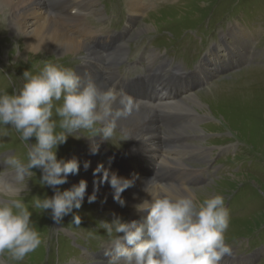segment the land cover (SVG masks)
Listing matches in <instances>:
<instances>
[{
  "label": "rangeland",
  "instance_id": "1",
  "mask_svg": "<svg viewBox=\"0 0 264 264\" xmlns=\"http://www.w3.org/2000/svg\"><path fill=\"white\" fill-rule=\"evenodd\" d=\"M61 1L54 0V4L57 6V12L64 15L69 10L67 4ZM100 1L103 4L106 2L105 8L108 11V18L105 21H101L91 28L87 27L86 24L87 16H91L90 13L87 14L86 19H78L87 27V35L79 37V40L83 42L82 47L73 52L67 51L68 53H58L57 55L49 52L43 55L41 54L45 53L43 50H27L26 47L27 38L25 35L28 30L34 28L32 23L36 21L33 16L21 18L24 19V23L19 21L22 14L28 11V8L23 6V8L17 9L11 3L9 4L10 8L4 0H0V91L12 94L22 87V77L25 71L31 70L35 74L46 62L73 68V66L80 63L78 57L79 54H83L82 49L84 45L87 46L89 35L90 40L99 43L98 39H94L95 37L112 36L117 31H125L131 40H134L133 37H136L138 31L143 32L136 42L133 41L136 47L142 49L147 45L146 34L153 31L158 35H163V32L169 27L173 37L169 39L171 41H168L167 57L172 59L173 64H179L188 71L197 67L204 58V52L206 53V50L213 43H220L216 39L225 35V33L221 35V32H223V29L228 28L229 23L241 24L245 30L253 33V36L249 35L247 43L246 40L238 43L242 45L245 52L239 56L237 51L234 50V53L228 54L226 52L224 57L228 59L227 63H230L231 67L236 65L238 60L249 61L248 65L235 73V70L223 71L222 76L213 79L210 85L197 91L195 93L197 105H194L193 101L189 99L181 102L182 105H176L177 111L184 107V116L182 118L173 117L172 127L171 123L167 119L161 118L160 115L152 117L157 129H165L169 123L173 132H175L174 130L179 131L181 127L193 126V129L188 130L193 135L191 138H179L171 132L173 133H170L171 136L175 137L172 147L167 153L160 152L154 156L158 157L159 160L166 157L165 165L170 167L171 170L182 168L181 165H176L175 162L182 158L184 154L197 153L199 158L205 157L207 161L201 160L206 162L205 164L208 166H214L215 173L211 174L209 179L199 182L201 188L196 190L198 202L212 195L224 196L230 215L229 227L225 233L227 244L237 253L254 255V261L251 264H264V0H139L140 3L132 6L125 4L123 12L116 9L121 0ZM200 2L203 3L202 6ZM98 7L95 8L98 9ZM135 7H139V9L137 11L133 10ZM19 12L21 14L18 15ZM151 13L152 15H149ZM89 20H92V18L90 17ZM58 22H60V19L57 20V25ZM153 26H156L155 30H147L148 28L153 29ZM23 27H26L27 32L23 30ZM191 27L200 28V33L193 32V36L187 35L189 37L185 41H183L185 36H182L178 41H172L181 32ZM64 30L72 34L69 28L64 27ZM233 35L235 40L240 37L235 36L237 35L235 33ZM227 41H229V38H227ZM251 44L256 49L254 52ZM222 49L224 48L222 47ZM213 57V55L209 56V59L204 62L200 69L199 79H212L211 77L204 79V77L214 67L212 64ZM112 70L110 66L104 68V71L108 73ZM120 70L125 71L130 77H135V72H132L128 67L122 66ZM201 73L204 77L201 76ZM194 80L197 79L195 77L189 79V81ZM189 81L184 84V88H188ZM175 91L178 92V89ZM186 104L192 105L193 111L200 113L203 117H199L197 121V115L194 112V115H192V109L188 111L185 108ZM137 122L138 120L134 123L137 124ZM6 127L9 129L7 135L0 134V154L5 150H10L12 155L16 154L19 158L26 160L27 147L25 143L20 140L19 135L14 130H11V126ZM78 139L81 138H77L73 133L69 134L66 142L59 145L57 158L70 160L71 154H79L77 147H75ZM29 143H35V138H30ZM199 143L209 147L210 155L206 156L205 151H196L193 147V149L191 148V145L195 146ZM224 145L228 146L221 147ZM232 149L234 151L224 158L229 167L226 168L227 173L215 183L216 178L214 176L220 175L221 169L224 168L218 165L219 157L225 151ZM130 160L128 156L124 158L122 174H119V177L127 178L128 174L133 173L132 168H130ZM131 162L134 167V165H137L138 160L133 158ZM81 165H84V162ZM6 166L5 163L3 170ZM148 169V167L145 168V171ZM32 171L34 174L28 181L27 190L22 193L25 202H29L33 196L44 197L47 195L51 197L57 189L60 191L71 189L69 185L70 174L65 184L56 186L54 189L49 186H41L39 183L42 176L41 169L33 168ZM87 173V170L80 169L76 175L87 177L89 176ZM173 173L177 172H171V174ZM10 179L12 180V175ZM154 183L157 184V181L154 180ZM145 186L152 187L153 185L147 183ZM91 194H86L82 206L63 217L59 223L53 221L50 210L37 212L30 209L33 211L31 219L36 229L41 233L43 243L23 261L13 262V264L76 263L71 258L74 256L81 257L83 254L82 247H86L87 244L84 238H78V236L84 237L82 231L78 236H72L67 230L77 232L79 227L83 230L89 227L92 228L91 235L97 232L103 237L106 232L99 227V224L106 221L108 217L110 218V215L106 214L112 211L110 207L117 208L114 212H111L114 213L115 218L119 217L121 213L120 207L117 205L103 203L105 199H101L104 193L97 194L99 196L96 200L99 203L93 202L94 206H92L91 203L87 202ZM75 215L81 217L79 226L72 223ZM86 237H88V233H86ZM100 241L104 242L106 240L101 238ZM226 258L227 256L222 260ZM235 262L232 260L231 264Z\"/></svg>",
  "mask_w": 264,
  "mask_h": 264
},
{
  "label": "clouds",
  "instance_id": "2",
  "mask_svg": "<svg viewBox=\"0 0 264 264\" xmlns=\"http://www.w3.org/2000/svg\"><path fill=\"white\" fill-rule=\"evenodd\" d=\"M22 79V87L12 94L0 91V134L7 135L6 126H11L27 147L26 160L16 154L5 160L12 180L0 179V264L21 262L43 243L31 219L32 210H50L53 221L59 223L84 201L87 181L82 179L71 189H57L51 197L33 196L25 202L22 193L34 174L32 169H41V186L55 189L65 184L69 174L80 170L77 159L57 158V149L68 135L79 131L110 141L117 121L139 106L127 94L115 88L101 90L94 81L85 82L74 69L58 64L46 62L35 74L25 71ZM117 102L120 107L114 109ZM30 138L35 143H29ZM98 152L99 146L91 148L93 155ZM89 166L90 162L84 163L85 170ZM101 172L88 202L96 201L99 184L108 183L115 201L126 206L121 194L135 179L110 175L103 164L94 175ZM144 191L152 199L135 206L147 213L142 222L117 217L99 224L109 237L108 264H221L233 254L225 237L230 215L224 196L212 195L198 202L191 193L174 195L168 189L153 193L148 186ZM72 223L79 226L81 217L73 216Z\"/></svg>",
  "mask_w": 264,
  "mask_h": 264
},
{
  "label": "bare ground",
  "instance_id": "3",
  "mask_svg": "<svg viewBox=\"0 0 264 264\" xmlns=\"http://www.w3.org/2000/svg\"><path fill=\"white\" fill-rule=\"evenodd\" d=\"M5 3L9 6V4H13L15 5V7L17 9L19 8H23V6H26L28 8V10H31V13H28V16H33V18L36 20L35 22L32 23V25L34 26V28H32L31 30H28V32L26 31V27H23V30L26 31V47L27 50H33V51H38V50H43L45 51V53H41L43 55H46V53L48 54L53 53L54 55H57L58 53H65V52H73L76 49L82 47L83 42L81 40H79V36L80 33L84 34L86 33V31L82 28H80L79 24L76 23V21L72 20V19H68L67 17L64 18L63 21H65L68 26L75 31V34H70L69 32H66L64 30V25L63 23H59L57 25V22L54 20V18H52L53 14H50L49 12L45 11L44 13H42V9L38 7V5L40 4L39 2H36L37 0H4ZM17 1V2H15ZM78 3H76V2ZM136 0H134L135 2ZM40 2H42V0H40ZM62 2V1H61ZM86 4H87V0H85ZM133 2V3H134ZM138 1H136L137 3ZM81 1L80 0H73L70 1V6L73 8H77L75 13L79 12V9H81L80 6ZM61 4V3H60ZM79 4V6H78ZM202 2H200V5L202 6ZM144 6V5H142ZM200 6V7H201ZM10 7V6H9ZM4 8V7H3ZM11 8V7H10ZM67 8V7H66ZM132 8V7H131ZM137 9H139V7H136V11ZM65 11V10H64ZM24 12V11H21ZM21 12L18 13L21 14ZM198 14V13H197ZM86 17V16H85ZM148 19V17H147ZM33 20V19H32ZM61 20V19H60ZM82 20V19H81ZM132 21V20H131ZM21 22V21H20ZM25 21H22L21 23H24ZM131 24V23H130ZM24 25V24H23ZM3 26V25H2ZM149 26V25H147ZM84 27V26H83ZM152 28V27H151ZM156 26H153V29L148 28L147 30H155ZM2 29V28H1ZM4 29V28H3ZM26 29V30H25ZM90 29V28H89ZM136 29V28H135ZM238 29V28H236ZM6 30V29H5ZM3 30V31H5ZM239 30V29H238ZM89 31V30H88ZM100 32V31H99ZM102 32V31H101ZM94 33V32H93ZM132 33V32H131ZM139 33V31H138ZM235 36H240L239 39L236 38V41L239 43L241 41L246 40L249 41V34H246L245 32L242 31H235L234 32ZM98 34V32H97ZM135 35V34H134ZM133 36V35H132ZM131 36V37H132ZM94 37V36H93ZM91 38V37H90ZM254 40V39H253ZM253 42V41H252ZM86 46V45H85ZM242 46V45H240ZM250 46V45H249ZM252 47V46H251ZM84 48V47H83ZM250 50V48H249ZM248 50V51H249ZM67 52V53H68ZM32 53V52H31ZM99 57L101 58V62L104 65H110L111 62L107 63V60L104 56H102L101 54H98ZM61 56V54H60ZM108 71V69H107ZM109 72V71H108ZM157 77L162 78L163 80H166L165 75L163 74H159L156 73L155 74ZM102 90V87L100 88ZM104 90H107L106 88H104ZM196 96V95H195ZM194 103V105H197L198 102H196L195 99H191ZM201 103V102H200ZM183 104V103H182ZM185 105V104H184ZM183 105V106H184ZM202 106V105H201ZM179 107V106H178ZM196 107V106H195ZM198 107V106H197ZM117 108L114 106V109ZM188 110L192 109V105L190 104H186V107ZM182 109V107H181ZM180 110V109H179ZM193 112V111H191ZM196 112V111H195ZM186 113V112H185ZM132 115V114H131ZM131 115L127 116V117H121L118 121H117V126L124 128L127 127L129 125H131V123L133 122V120H137L136 117H132ZM145 116L147 117L148 115L145 113ZM139 118V117H138ZM186 118V117H185ZM196 120V119H195ZM202 122V121H201ZM138 123V122H137ZM186 123V122H185ZM199 123V122H198ZM191 124V123H190ZM190 127V126H189ZM193 128V126H192ZM130 130L134 133V135L136 137L142 136L143 134H148L149 132H144V130L142 129H138L135 127L134 124H132L130 126ZM189 130V129H188ZM176 131V130H174ZM199 131V130H198ZM200 133V132H199ZM203 133V132H202ZM205 137V136H204ZM175 138V137H174ZM191 138V137H190ZM201 138V136H200ZM190 140V139H189ZM193 140V139H191ZM181 141V140H180ZM186 141V140H185ZM199 141V140H198ZM192 142V141H191ZM138 143L142 146H148L147 145V140L145 137H141L138 140ZM182 143V142H181ZM188 143V142H187ZM191 144V143H190ZM186 145V144H185ZM204 145V144H203ZM201 145V151H205L206 156L210 155V152L208 151L209 147H205ZM185 148V147H184ZM192 148V147H191ZM193 149V148H192ZM210 150V149H209ZM186 151V150H185ZM192 151V150H191ZM74 152V151H73ZM72 152V153H73ZM180 153V152H179ZM164 154V153H163ZM161 155V154H160ZM174 155V154H173ZM177 155V154H176ZM181 155V154H180ZM204 155V154H203ZM175 156V155H174ZM77 159L81 164L84 162H90V166L87 168L89 171V176H85V177H79L76 174H70V187L72 188L74 185H77L82 179L87 181V189H86V194L89 193H93L95 187L97 186V182L100 180V178H102V176L100 175H94V171L93 167L100 165V163L97 161L98 158L93 157V155H91L88 152L85 151H79V154H71L70 156V160L71 159ZM166 157H162V161L164 162L166 159ZM201 158V157H200ZM205 158V157H204ZM170 159V158H169ZM181 159V158H180ZM212 160V159H211ZM182 162V160H179L175 162V164H180ZM206 163V162H205ZM210 163V162H209ZM80 164V169H85L84 165ZM169 166V165H168ZM149 168V164L148 162L145 163L144 165H141V172H145V168ZM157 166L154 167V169H156ZM90 168V169H89ZM126 172V171H125ZM124 174V173H123ZM12 174H8L6 177V180L11 181L10 177ZM125 176V175H124ZM100 177V178H99ZM4 179V178H1ZM147 184V183H146ZM155 184V183H154ZM172 184V179L170 178L168 181L165 182V184H163V186H169L171 189L175 190H169L171 194L174 195H180L179 189H177V185H169ZM137 185L141 186V187H147L144 184H141V182H138ZM149 191L153 192V193H160L159 192V187H148ZM113 190L110 186V184L108 183H104V184H99V190L97 192V194L100 193H106ZM140 193L145 192L144 189L138 191ZM147 193V192H146ZM85 194V195H86ZM183 194H188L186 192H182L181 195ZM192 195H194V193H192ZM194 197H198V195L194 196ZM87 198V197H86ZM101 198V197H100ZM152 197H150L149 201H151ZM198 201V198H195ZM85 202V201H84ZM97 202V201H96ZM99 203V202H97ZM108 203V202H107ZM109 204V203H108ZM107 204V205H108ZM111 206V205H109ZM116 208V207H115ZM107 214V213H106Z\"/></svg>",
  "mask_w": 264,
  "mask_h": 264
}]
</instances>
